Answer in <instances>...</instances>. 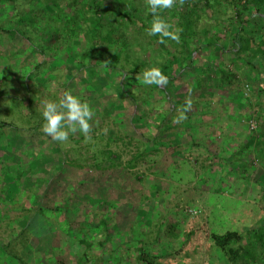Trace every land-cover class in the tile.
Returning <instances> with one entry per match:
<instances>
[{
  "label": "rangeland",
  "instance_id": "rangeland-1",
  "mask_svg": "<svg viewBox=\"0 0 264 264\" xmlns=\"http://www.w3.org/2000/svg\"><path fill=\"white\" fill-rule=\"evenodd\" d=\"M19 1L0 0V18L5 16L0 25L6 28L11 24L14 27L20 26L19 22H15L17 20H14L11 10L19 8L20 11H26V5ZM22 1L34 6L39 4V10L45 11L46 3L43 0ZM63 1L68 5L72 0ZM189 1L190 8L199 3V0ZM175 4H178L179 8L173 6L158 11L166 22L174 20V17L184 10L183 7L188 6L187 2L184 4L181 0H175ZM229 7V4L225 5L223 12H227L222 15L227 31L234 28L229 23ZM9 11L13 16L7 15ZM218 11L220 10H217V13ZM209 18H212L209 12L202 16L200 29L212 27L215 20ZM208 28L200 30L199 39L194 41L196 46L203 40V34ZM222 30L226 28L214 29L211 34L221 37ZM140 36L135 35L138 39L136 42H145V35ZM11 39L22 42L18 39L17 32L12 33ZM172 41H169L171 45ZM2 45L0 37V56L5 54ZM132 47L133 56H136L137 52L145 62L153 59L151 52L145 49L146 44L141 50L139 45L133 44ZM173 47L176 48L175 45ZM82 48L81 44L78 49L80 54L83 53ZM65 53L64 50L62 54L66 55ZM200 53L203 57L198 64L203 66L197 65L195 72H199L197 77L204 81L203 85L199 84L194 72H188L181 78L168 80L161 88L173 99H182L187 104L199 106L191 109V122L195 125L190 133L195 141L210 149L213 155L206 153L204 149L190 148V139L179 123L166 122L158 133L156 121H149L148 124L144 123L147 122L144 118V121L138 118L133 121L135 108L130 97L125 96L119 86L121 78L115 71L100 72L91 66L81 73L77 71L80 68L77 62L70 60L72 57L64 60L58 53L50 54V59L55 58L54 65L58 66L54 73H59L61 68L64 78L54 80L55 84L49 83L51 78L48 82L40 78L29 80L31 90H36L34 103L37 104V100L41 98L44 107L45 101H57L50 98L49 94L54 92L61 98L67 87L60 82L66 83L69 76L76 74L68 88L70 87L72 95L79 97L82 102H87L94 113L88 121L90 138L86 139L79 130L70 132L68 139L62 142L53 140L46 133L45 137L33 133L26 137L15 131L7 130L5 134L0 132V175H7L0 191L5 192V208L9 207L8 201L15 204L20 202V199L27 200L34 206L43 203L47 207H55L68 203L65 205L68 206L67 211L72 209L71 213L74 212L68 220L71 219V223L78 225L80 230L87 229V234L93 236L91 250L96 255L98 264L107 263L100 254L103 247L109 250L107 256H112L111 260L107 258V261L110 260L108 263L115 264L114 261L121 255L119 250L125 244L130 245L131 254L135 255L138 245L136 242L139 240L148 244L146 249L150 254L160 256L161 263L229 264L209 240L208 234L212 230L220 233L235 230L247 238L248 235L245 234L249 229L258 222L264 224V158L255 150L259 135L257 130L264 132V122L249 115L250 108L262 95L255 73L246 64L238 61L235 66H229L238 74V79L229 89L224 90L214 82L215 78H212L210 73L208 75L202 71V67L213 62L210 55L215 56L218 52L203 49ZM6 65L5 59L0 60V69ZM12 82L1 85V89L25 99L27 93L22 83ZM135 92L140 94L137 90ZM156 93L158 99L160 93ZM156 102L153 99L155 105ZM9 103L12 104L11 101L0 103L1 114L10 107ZM22 103L23 100L21 106ZM19 108L10 107V110L12 109L13 115L20 117L15 120V123L20 125L25 118L20 114ZM117 125L127 137L134 138L135 146L130 152H123L124 148L120 147V144L112 145L114 150L123 152V161L131 158L136 144H143L146 151L151 153L133 170L107 169L105 164H102V168L106 170H98L95 166L97 160L93 156L94 145L98 142L96 139L102 134L108 137L110 131H117ZM140 130L146 131L154 140L144 138ZM48 137L51 138L50 141ZM247 141L252 144L250 156H247V153L236 155ZM156 148L159 149L155 150ZM134 175L141 177L136 178ZM11 192L19 193V197L10 194ZM4 214L9 217V208ZM48 218L49 229L54 228L55 234L47 233L46 230L42 233L39 230V233L34 235L31 247L36 252L41 251L54 262L52 250L59 247L68 248L71 245L68 243L69 231L66 232L70 226L66 224L67 218L63 211L51 212ZM28 219L29 215L24 213L18 221L19 225L24 226ZM102 219L109 225L107 233L99 225ZM2 223L0 221V234L4 235L6 223ZM45 223L44 221L42 225ZM171 226L176 230H172ZM80 233L83 236L84 232ZM243 244L245 242H239L235 247L239 248ZM73 245L77 253L83 251L77 244ZM256 251L255 260L262 264L260 258L264 259V247ZM30 253L25 256L29 264ZM123 254L127 255L128 251L124 249ZM35 260L36 264H39V260ZM124 264L137 262L127 258Z\"/></svg>",
  "mask_w": 264,
  "mask_h": 264
},
{
  "label": "trees",
  "instance_id": "trees-1",
  "mask_svg": "<svg viewBox=\"0 0 264 264\" xmlns=\"http://www.w3.org/2000/svg\"><path fill=\"white\" fill-rule=\"evenodd\" d=\"M181 1H184V4L187 2L188 6L184 5V10L178 13L180 15L177 14L174 20L167 22L170 25V31L181 30L179 42L173 40L171 45L169 43L171 39L167 37L163 38L164 42L161 43L159 34L147 35V30L152 21L147 0H72L68 5L62 0H43L46 3L45 11L39 10V4L34 6L30 3L29 5L26 1L20 0V3L26 5V11H20L19 8L14 9V11L11 9L15 17L11 11L7 13L8 16H13L14 20H17L15 22H19L20 26L14 27L11 22L7 28L0 25L2 48L5 51V54L0 56V60L5 59V64H7L3 67L4 69H0V86L11 81H13L12 83L21 82L27 96L25 99H21L19 96L7 93L5 89L0 87V103L11 101L12 104L9 103L11 108L20 107V114L25 120L20 125L16 124L15 120L20 117L13 115L12 109L7 107L2 114L0 112V132L5 134L9 130L26 137L32 133L45 137L43 132L45 121L42 115L44 107L41 98L37 100V104L34 103L36 90H31L29 80L40 78L48 82V79L51 78L49 83L55 84L54 80L59 81L60 78H64L61 68L59 73H54L58 68L55 66V58L50 59V54L54 52L64 60L69 56L72 57L70 60L77 62V65L80 66L78 72L83 73L85 68L93 66L100 72L110 70L119 74L121 78L119 86L125 96L130 97L135 108L133 121L134 118L142 121L145 119L147 122L144 121V123L146 124L152 120L153 122L156 121L158 133H160L164 123L173 122L174 118H179L183 114L185 118L180 120L179 124L190 139V148L204 149L206 153L213 155L210 149L195 141L190 133L193 125H195L191 122V109L193 107L199 108V106L187 104L182 99L171 98L161 86L146 85L143 76L146 70L154 67L159 68L168 77V80L181 78L184 73L194 72L199 84L203 85L204 81H200L197 77L199 72L196 73L195 70L203 57L200 52L203 49H211L213 52L217 51L218 54L210 55L213 62L202 67V71L208 75L210 73L212 78H215L214 82L222 86L224 90L229 89L238 79V74L229 67L230 65L235 66L237 61L246 64L255 73L262 97L250 108L249 115L251 118L264 122V0H199V3L191 8L189 0ZM226 4L230 6L229 23L232 27L234 26L231 31H227L228 28L224 25L225 19L222 17L223 13L227 12H223ZM173 6L179 8L178 4ZM215 8L220 11L217 13ZM208 12L211 13L212 17L209 19H214L215 22L212 27H204L208 30L203 34V40H200L199 45L196 46L194 41L199 39L200 30H205L199 28L201 18ZM4 18L5 16H2L0 21ZM223 28L226 30H222L221 37L218 34L216 36L211 34L214 29ZM13 32L18 33V39L22 42L11 39ZM141 34L145 35L143 36L145 42H136L138 39L135 38V35L141 37ZM41 40L44 41L41 42ZM81 44L82 49H84L82 54L78 51ZM133 44L139 45L140 50L146 44L145 49L149 50L153 57L151 63L140 59L141 57L138 56L137 52L135 53L136 56L132 55ZM64 50L66 55L62 54ZM199 66H203V64ZM21 72L22 74L19 75ZM74 78H76V74L69 76L66 83L63 81L60 83L65 85L69 91L70 87L68 88V86ZM135 90L139 91L140 94H137ZM156 92L160 93L158 99H156ZM49 95L57 102L61 99L54 92ZM80 97L84 98L81 95ZM153 99L157 101V105L153 103ZM24 103L25 105H23ZM116 127L117 131H110L108 137L102 134L96 139L98 142L94 145L93 156L97 160L95 166L98 170H106L104 167L102 168V164H105L107 169L125 168L126 170H133L151 153L146 151L143 144H140L141 146L136 144V149L131 158L123 161V152H130V149L135 146L133 145L134 138L127 137L118 125ZM140 132L149 141L154 140L147 135L146 131L140 130ZM257 132L259 135L256 139L257 148L255 150L259 151V154L264 158V147H261L264 145V132L260 130ZM48 140L50 141L51 138L48 137ZM248 141L236 152V155L247 153L248 155H246L250 156L252 144ZM119 144L120 147L123 146V152L112 148V145L119 146ZM96 145L100 147L96 148ZM157 149L159 148L155 150ZM246 168L247 165L245 164L244 169L246 170ZM134 176L136 178L141 177V175ZM6 177L7 175H0V191L4 187H1V184ZM4 193H0V195L3 197ZM15 193L11 192L10 194ZM15 195L19 197V193ZM2 197H0V204L4 203L5 205H0V221L3 222L2 224L6 223V230L4 235L0 234V264H29L25 257L29 252H31V264H36L35 259L39 260V264H98L96 255L91 250L93 236L87 234L89 233L87 229L80 230L78 225L71 223V219L68 220L70 216L74 215V212L71 213L72 209L67 211L68 206L65 207V205L68 203L47 207L43 203L34 206L23 199L15 204L8 201L9 217H6L4 212L7 208H5V199ZM62 211L67 218L66 224L71 227V229L67 227L66 230V232L69 231L67 232L69 235L68 243L71 245H68V248L59 247L52 250L54 263L50 257L44 256L41 251L33 250L31 245L34 235L38 234L39 230L42 233H45L46 230L47 233L55 234L54 228L49 229L48 214ZM24 213L29 215V219L24 226H20L18 221ZM44 221L46 223L42 225ZM99 225L103 227L104 232L109 231V225L105 219H102ZM171 228L176 230L174 226ZM80 232H84L83 236ZM245 235L248 237L245 238L241 232L235 230H227L224 233L212 230L208 234V238L229 264H257L259 261L255 260L257 257L256 250L259 251L260 247H264V224L258 222ZM239 242H245V244L236 248L235 246ZM74 243L83 248V251L80 250L77 253L73 249ZM136 243L138 244L136 254L132 255L130 245L125 244L119 250L121 255L114 261L115 264H124L127 258L128 260L134 259L137 264H165L160 262L159 255H153L147 251L148 244L146 242L139 240ZM124 249L128 251L127 255L123 254ZM100 254L107 262L105 264H109L108 262L112 258V256H107L109 250L103 247ZM107 258L110 260L107 261ZM260 260L264 264V259L260 258Z\"/></svg>",
  "mask_w": 264,
  "mask_h": 264
},
{
  "label": "clouds",
  "instance_id": "clouds-1",
  "mask_svg": "<svg viewBox=\"0 0 264 264\" xmlns=\"http://www.w3.org/2000/svg\"><path fill=\"white\" fill-rule=\"evenodd\" d=\"M175 0H147L148 10L152 14V21L147 35L155 36L159 34L160 42L167 37L179 42L180 29L170 31V25L158 15L159 10L170 9L173 7ZM144 83L146 85L163 86L168 83V77L165 76L159 68H151L144 72ZM43 131L56 141H66L69 133H75L79 130L89 139L90 131L89 120L94 113L87 102H82L77 96L71 94V91H65L63 97L57 102L48 100L44 102ZM185 117L183 114L179 118H174V122L179 123ZM78 126V128H77Z\"/></svg>",
  "mask_w": 264,
  "mask_h": 264
}]
</instances>
